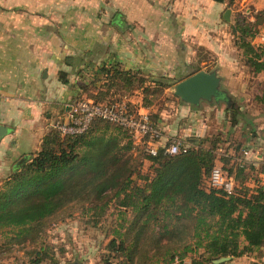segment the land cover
<instances>
[{"label":"trees","instance_id":"16d2710c","mask_svg":"<svg viewBox=\"0 0 264 264\" xmlns=\"http://www.w3.org/2000/svg\"><path fill=\"white\" fill-rule=\"evenodd\" d=\"M216 1H226L228 7L234 2ZM262 20L264 17L250 22L236 12L226 22L239 61L253 77L252 100L264 109V43H252ZM101 71L99 88L93 84L96 78L92 84L82 85L85 96L95 101L119 100L142 89V104L149 106L157 102L155 95L174 84L166 76L147 78L120 67ZM58 78L68 82L62 70ZM93 86L96 93L91 92ZM235 104L226 105L224 111L237 121L242 110ZM150 117L156 122V114ZM253 128L248 139L255 134ZM227 135L218 132L210 137H188L192 141L183 138L180 152L170 155L165 146L175 138L172 136L156 155L140 148L132 157L134 146L127 133L110 122L94 119L77 135L61 134L51 127L27 161L1 180L0 231L9 229L6 234L16 243H37L51 219L68 205L77 204L81 214L90 213L95 226L113 205L117 216L106 232L111 235L106 252L117 264H186L185 258L189 264H223L225 261L214 260L257 251L261 258L264 185L252 173L256 164L242 158L235 162L236 146L233 154H222L226 163L236 164L233 172L231 167L226 170L221 166L233 176L232 192L227 194L208 182L216 152ZM146 160L149 164L144 167ZM38 243L16 263L58 264L55 245L43 240ZM64 251L58 249L60 256ZM251 264H264V260Z\"/></svg>","mask_w":264,"mask_h":264},{"label":"crops","instance_id":"0c3cea01","mask_svg":"<svg viewBox=\"0 0 264 264\" xmlns=\"http://www.w3.org/2000/svg\"><path fill=\"white\" fill-rule=\"evenodd\" d=\"M243 4L252 6L243 11ZM227 8L230 21L241 12L255 22L263 17L264 0H234L229 7L216 0H0V124L7 130L0 137V176L38 149L70 103L93 99L85 96L82 85L96 78L93 84L99 88L104 67L137 71L147 78L166 76L174 84L197 69L215 71L232 102L252 99L247 84L253 77L239 61L223 18ZM258 27L259 32L262 22ZM260 41L252 39L254 44ZM60 70L67 73V83L59 80ZM95 87L91 92L96 93ZM172 88L163 91L172 96L164 108L143 105L140 89L125 95L136 107L156 114L165 139L186 135L187 115L199 110L182 102ZM213 103L206 109L217 117V131L225 136L230 130L226 104ZM202 127L191 138L203 135ZM242 148L246 153H239L240 158L257 167L264 141L254 134Z\"/></svg>","mask_w":264,"mask_h":264},{"label":"rangeland","instance_id":"374dc122","mask_svg":"<svg viewBox=\"0 0 264 264\" xmlns=\"http://www.w3.org/2000/svg\"><path fill=\"white\" fill-rule=\"evenodd\" d=\"M251 6L252 4H243L240 6V8H242V10L244 11V8H249ZM260 18L263 17L260 15ZM205 57L208 58L207 55ZM258 77L260 78V76H257V78ZM253 85V83L247 84L248 88L250 89H254ZM163 91L161 94L155 95V97H157L156 106L160 108H164L168 99L172 97L169 91H167L168 93H164ZM140 92L142 93V89H140ZM146 97L152 98L150 94H147ZM234 101L237 102L236 104L242 105V111L240 112L237 121L233 120L228 115V113L226 114L227 118L225 119V125L227 124V127L230 128V132L229 135L225 137L226 139L220 144L219 149L217 150L215 155V165L222 166L226 170L231 167L232 172L235 170V162L240 160L239 153L242 154L243 152L242 147L244 141L245 139H247V137L251 136L250 130L253 127H255L253 128L255 129L254 133L256 135L258 134V136L264 141V109L256 105L250 98L243 101L236 98ZM209 104L216 103H213V101H201L198 104V111L194 109V106H192L195 111L192 112L191 117L189 114L187 115V127L189 129H187L186 135H182L180 133L175 135L174 137L179 139L191 137L195 133L194 130H196V128L200 126L201 128H203L202 126L205 127V132L203 133V135H201V137H210L217 134V117L212 111L206 109L208 108ZM169 109L171 108L167 106L166 110ZM177 117H179V115H177ZM208 119H210L211 122L208 121ZM236 146H239V148H237L236 150V152L238 153L236 157L237 160L235 159V162H233V164H231L230 161L226 163L222 158V156H224L222 154H233ZM140 148L141 147L135 146L131 150L132 157H135L138 153L141 152ZM148 164L149 163L147 160L144 161V167H146ZM12 170L15 169H13L12 167ZM252 173L261 184L262 179H264V154L262 156V161H260V164H258L257 167L256 165L253 166ZM8 175L9 174L3 177L0 176V184L1 180ZM89 216L90 213L85 212L84 214H81L77 204H71L65 207L51 219L49 227L43 233L42 239L39 240H43L55 245V250L57 252V255H59L58 264H117L112 254H109V256L106 252V243L111 237V235H107L106 232L109 228L110 222L113 220V222L115 223V218L117 216L115 208L112 205V207H110L107 212V217H103V219L101 218L96 226L92 224L94 222ZM7 230L9 229L5 228L0 231V264H19L16 262L19 260V258L24 256V252L31 250L33 247H37L39 244V240L37 241V243L29 241L16 243L13 240L9 239L10 233L7 235ZM59 248H63L65 250L62 256H60V253H58ZM261 252L264 253V248L261 250ZM258 255L259 253L257 251L253 252V254L251 255H244L235 258L231 257L223 264H251L253 260H264V255L261 258L257 257ZM185 262L186 264H189L190 260L188 258H185ZM40 264L54 263H52L51 261H45Z\"/></svg>","mask_w":264,"mask_h":264},{"label":"built area","instance_id":"2783aa9c","mask_svg":"<svg viewBox=\"0 0 264 264\" xmlns=\"http://www.w3.org/2000/svg\"><path fill=\"white\" fill-rule=\"evenodd\" d=\"M254 37L262 38L263 41L258 42L259 44L264 43V22L262 30ZM94 119H101L121 127L134 147H141L150 155H156L158 149L164 146L163 132L151 119L150 113L136 107L126 97L113 101H95L83 97L75 99L69 104L66 114L54 120L50 126L61 134L77 135L85 132ZM180 146L181 139L175 137L165 146V151L173 155L180 152ZM208 182L213 187L222 188L227 194L232 192L234 185L233 176L216 165L210 172Z\"/></svg>","mask_w":264,"mask_h":264},{"label":"water","instance_id":"95a60500","mask_svg":"<svg viewBox=\"0 0 264 264\" xmlns=\"http://www.w3.org/2000/svg\"><path fill=\"white\" fill-rule=\"evenodd\" d=\"M223 18L230 20V9H225ZM173 94L182 102L192 105H198L201 101L224 102L227 106L232 102L227 92L220 88V78L215 71L198 70L179 80L173 85ZM6 128L0 124V137L6 134ZM27 155L22 156L13 166L17 169L26 162ZM231 257H220L214 260V263H221L229 260Z\"/></svg>","mask_w":264,"mask_h":264}]
</instances>
